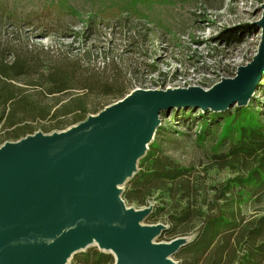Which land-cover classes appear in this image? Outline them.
<instances>
[{
    "label": "trees",
    "instance_id": "1",
    "mask_svg": "<svg viewBox=\"0 0 264 264\" xmlns=\"http://www.w3.org/2000/svg\"><path fill=\"white\" fill-rule=\"evenodd\" d=\"M96 1L102 7L85 15L68 0H51L39 10L23 14L0 0V129L10 131L5 141L33 134L34 123H51L43 129V133H50L96 115L108 104L88 108L91 94L114 102L129 94L114 77L103 78L106 67L80 70L78 60H69L60 50L32 41L50 37L55 29L64 33L67 27L71 31L68 36L84 39L104 27L112 34L115 26L150 22L147 13L156 2ZM69 21L81 26L72 30L67 26ZM132 26L136 28V24ZM223 38L227 43L239 41L234 34ZM26 87L35 94L27 93ZM71 90L86 94L66 100L56 98ZM49 98L54 102L50 104ZM173 110L170 115L181 117L182 122L197 114L195 143L209 144L207 167L237 169L236 174L206 187L194 166L178 162L165 150L164 146L176 148L187 134L159 128L138 161V171L125 184L122 199L136 208L156 201L147 219L162 218L169 225L165 231L169 237L197 228L193 239L173 256L178 264H264V110L250 104L222 113ZM71 264H115V260L111 254L90 247L75 254Z\"/></svg>",
    "mask_w": 264,
    "mask_h": 264
},
{
    "label": "water",
    "instance_id": "2",
    "mask_svg": "<svg viewBox=\"0 0 264 264\" xmlns=\"http://www.w3.org/2000/svg\"><path fill=\"white\" fill-rule=\"evenodd\" d=\"M256 55L211 89L134 90L67 130L35 132L0 147V264H68L90 247L115 264H174L191 240L156 242L143 225L153 206L127 207L122 187L138 171L160 114L245 107L264 78V4ZM237 105V106H236Z\"/></svg>",
    "mask_w": 264,
    "mask_h": 264
},
{
    "label": "rangeland",
    "instance_id": "3",
    "mask_svg": "<svg viewBox=\"0 0 264 264\" xmlns=\"http://www.w3.org/2000/svg\"><path fill=\"white\" fill-rule=\"evenodd\" d=\"M4 1L23 14L39 10L51 0ZM68 2L85 15L92 14L102 7L96 0ZM263 4L264 0H156L152 10L147 13L151 23L149 21L134 23L136 28L132 26L134 24L128 23L123 28L113 27L110 34L104 27L97 35L84 39L79 36H68L71 31H67L69 29L67 27L64 33L55 29L50 37L44 39L36 37L32 41L44 48L52 46L54 50H60L69 60H78L80 70L83 68L100 71L106 67V75L103 78L114 77L129 93L139 89L166 91L190 87L208 90L219 84L222 79L235 78L237 69L249 64L256 55L261 38V29L257 23L262 18ZM67 26L72 30H78L81 24L69 21ZM227 34H234L239 41L227 43L223 38ZM261 82L247 104L256 110H264V86L261 87L264 85V78ZM22 88L25 90V85H22ZM26 88L27 93L35 94L32 88ZM83 94L86 93L82 90H71L56 98L66 100ZM48 102L53 103L54 98H49ZM87 102L88 108L95 105L98 109L116 103L93 94L87 97ZM173 116L174 114L162 112L160 127L157 130L162 128L169 132H183L188 137H185L182 143L181 141L177 143L176 148L172 145L164 146L170 156L186 166H194L195 173L203 178L206 187L221 183L236 174L237 169L218 170L207 167L210 146L206 141L204 146L195 143L198 128L196 123L194 124V118L197 114L184 122L181 117ZM51 125L32 124L34 133H43V129ZM9 132L0 129V147L7 141H16L13 139L5 141ZM56 132L61 131L53 130L44 134ZM178 138L181 140V136ZM148 204L155 206L156 201L150 200ZM251 210L248 209L249 212ZM157 223L169 228L162 218L156 221L146 219L143 225ZM166 230L156 242L168 243L177 237L191 240L197 228L173 238L165 233ZM171 260L178 264L173 257ZM71 261L72 259L68 264H71Z\"/></svg>",
    "mask_w": 264,
    "mask_h": 264
}]
</instances>
